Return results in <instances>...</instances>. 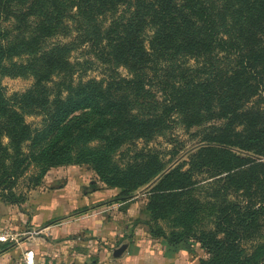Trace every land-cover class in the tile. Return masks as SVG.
<instances>
[{
	"label": "trees",
	"instance_id": "16d2710c",
	"mask_svg": "<svg viewBox=\"0 0 264 264\" xmlns=\"http://www.w3.org/2000/svg\"><path fill=\"white\" fill-rule=\"evenodd\" d=\"M0 19L9 24L0 79L33 78L9 96L0 84V192L8 200L17 201L11 190L32 164L38 185L51 167L85 163L125 196L153 181L149 210L158 218L183 208L201 174L223 175L215 198L238 193L264 167L236 153L264 156V0H0ZM81 48L101 78H78L83 64L71 54ZM189 59L203 61L191 67ZM32 114L38 126L26 121ZM213 119L216 126L191 134L185 170L180 163L163 173L154 151L136 148L167 136L174 121L189 130ZM125 145L136 150L121 168L114 152ZM225 202L216 230L151 233L167 246L196 240L210 254L198 264H264L263 253L241 247L259 232L264 202ZM185 203L178 218L191 223L200 209Z\"/></svg>",
	"mask_w": 264,
	"mask_h": 264
},
{
	"label": "rangeland",
	"instance_id": "374dc122",
	"mask_svg": "<svg viewBox=\"0 0 264 264\" xmlns=\"http://www.w3.org/2000/svg\"><path fill=\"white\" fill-rule=\"evenodd\" d=\"M0 22L3 30L0 31V39H5L9 24L1 19ZM71 60L83 64L78 78L102 77L103 69L86 49L73 51ZM84 61L92 62L91 68H86L89 63L84 64ZM202 61L189 59V65L197 67ZM119 71L123 75L128 74L124 68ZM32 82L30 76H3L0 79L8 96L23 92ZM157 93L160 95L159 90ZM25 119L33 126L41 122V116L35 114L27 115ZM218 123L213 119L187 130L179 121H174L164 132L167 136L157 135L147 144L139 139L136 148L149 147L154 151L156 161L165 165L163 173L180 163L185 170L191 166L187 154L192 146L191 134L201 133L206 126ZM168 136L172 137V142ZM3 140L7 142L6 138ZM183 144L186 148L178 149ZM95 145L97 143L91 144ZM136 148L125 145L114 152L118 167L125 168L127 156L132 155ZM236 153L245 157L248 164L251 160L264 162V156L253 152ZM249 166H244L243 170ZM257 168L256 174L246 179L245 188L238 193L215 198L211 195L220 186L218 178L223 175L201 174L194 179L196 183L189 194L181 197L184 202L182 209L169 210L155 218L149 210V190L155 184L153 181L125 196L127 194L124 195L118 186L102 181L91 165L78 163L51 167L39 184L33 185L31 178L40 167L32 164L26 167L11 190L15 193L16 202L8 200L0 192V264H198L201 259L208 260L210 254L196 240L167 246L164 238L154 236L151 231L163 230L170 234L172 231L200 233L216 230L223 200L264 202V167ZM247 188L249 190L245 191ZM185 202L189 206L194 202L200 209L191 223L178 218L187 208ZM258 231L252 240L241 242L248 256L254 251L264 255V211L259 217ZM123 243L127 244L126 250L119 257H114L113 249Z\"/></svg>",
	"mask_w": 264,
	"mask_h": 264
},
{
	"label": "water",
	"instance_id": "95a60500",
	"mask_svg": "<svg viewBox=\"0 0 264 264\" xmlns=\"http://www.w3.org/2000/svg\"><path fill=\"white\" fill-rule=\"evenodd\" d=\"M127 248V244L123 243L120 246L113 249V256L119 257Z\"/></svg>",
	"mask_w": 264,
	"mask_h": 264
}]
</instances>
